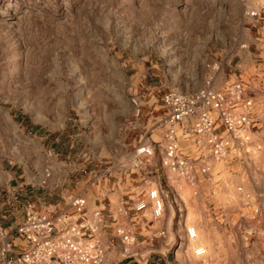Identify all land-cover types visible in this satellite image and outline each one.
Here are the masks:
<instances>
[{"label":"rangeland","instance_id":"374dc122","mask_svg":"<svg viewBox=\"0 0 264 264\" xmlns=\"http://www.w3.org/2000/svg\"><path fill=\"white\" fill-rule=\"evenodd\" d=\"M247 9L264 17V0H0V253L2 206L14 179L45 186L54 169L63 183L80 151L108 167L138 134L159 139L162 124L140 127L148 121L140 119V93L154 90L162 105L170 90L241 79L262 109L252 134L261 149L252 143L241 159L209 162L211 176L181 178L159 224L168 228L174 264H254L264 248L256 216L264 205V20L245 18ZM240 54L248 57L241 65ZM59 135L63 153L51 157ZM188 226L200 240L187 238ZM198 246L206 256L194 255Z\"/></svg>","mask_w":264,"mask_h":264},{"label":"built area","instance_id":"2783aa9c","mask_svg":"<svg viewBox=\"0 0 264 264\" xmlns=\"http://www.w3.org/2000/svg\"><path fill=\"white\" fill-rule=\"evenodd\" d=\"M244 15L258 21L262 13L247 9ZM249 92L248 84L240 79L220 89L207 85L194 91L165 93L166 114L160 120L165 128L163 137L160 141L139 144L133 153L132 168L141 170L158 155L164 169L195 182L199 175L211 176L215 171L209 162L220 164L229 158L241 159L251 152L256 123V100ZM133 103L138 106L135 99ZM186 146L191 149L189 153ZM133 208L139 213L150 208L152 218L158 220L165 212V198L159 188H151L134 201ZM68 209L77 216V221L66 222L67 212L53 215L52 208L39 211L31 205L25 206V218L13 230L26 246L13 256L11 243L4 241L0 264H102L106 252L97 238L104 222L102 210L95 208L88 214L87 202L79 196L70 198ZM116 233L122 242H134L133 236L123 228H118ZM197 234L195 226L186 227L189 240H196ZM193 253L204 257L207 249L198 246Z\"/></svg>","mask_w":264,"mask_h":264},{"label":"crops","instance_id":"0c3cea01","mask_svg":"<svg viewBox=\"0 0 264 264\" xmlns=\"http://www.w3.org/2000/svg\"><path fill=\"white\" fill-rule=\"evenodd\" d=\"M261 19L264 20L263 13ZM243 47L251 49L247 45H243ZM248 53H250V59L254 60L252 58L254 53L252 51ZM238 60L241 65V60H248V57L247 55L245 57L240 54ZM240 65L239 67H241ZM239 67L236 68L241 71ZM231 77L232 75H230ZM147 91L149 92L140 93L137 96L142 107L141 110L143 111L140 119L144 116L148 117L147 122L143 121L140 124V127L143 128H148L150 122H152V126L160 123V120L166 114L163 97L161 98L162 105H158L159 100L156 99L154 90ZM149 97L150 99H148ZM160 109H162V115L155 117ZM254 113L256 118L254 130L256 131L263 117L259 103L256 104ZM154 120L156 121L155 123ZM164 130L165 128H163V133L159 139H153V135H147L148 131L140 135L138 134L126 145L125 158L117 162H112L108 167H103L102 161H99L97 157H91L90 154L88 155L80 151L74 159L79 161V163L74 169L68 172L65 182H63L64 184L58 181L57 171L54 169L47 170L48 174L45 186L41 184H32L29 186V184L18 183L14 179L12 181L13 183L5 192V202L2 206L3 224L7 228L6 232H4L5 241L7 240L12 245L11 255L16 256L26 246V242L12 229V226L24 220L25 206L31 205L34 210L39 211L52 208L54 211L53 215L67 212L69 215L66 222L71 223L77 221L78 218L77 216H73L72 210L68 209L69 200L72 197L79 196L86 200L88 214L95 208L102 210L104 222L100 225L97 233V238L100 240L106 252L102 264H122L123 261H125L124 264H144L133 259L131 256L133 253L143 257L147 262L145 264H151V261L154 260V256L157 253L160 256L155 264H174L170 260L171 247L167 245V239H169L167 237L168 228L166 225L163 226L159 223L165 217L172 196L176 197L177 182L181 177L175 172L164 169L160 164L158 155L154 156L150 160V163L141 170H135L131 166L135 148L141 143L160 141L163 137ZM60 138L61 135L50 143V149L55 152L58 151V153L49 151L51 157L52 155L58 157L63 153L57 145ZM259 144L253 142V147L257 150V145ZM190 150V147L186 146V152L189 153ZM98 161L101 164L100 166H97ZM232 162L240 161L233 160ZM211 186V188H215L217 184ZM154 187L159 188L165 198V212L163 217L158 220L152 218L150 208L140 213L136 212L133 208L134 201L144 197L148 190ZM213 204V208L216 206L222 210L225 208L220 203ZM258 209H260V212L259 214L257 212L256 216L260 220L261 229L257 233L259 239L264 242V205L260 203ZM118 228H123L129 232L133 236L134 242L129 244L122 242L116 233ZM116 246L120 249L117 250ZM255 255L258 259L254 264H264V248Z\"/></svg>","mask_w":264,"mask_h":264},{"label":"bare ground","instance_id":"6f19581e","mask_svg":"<svg viewBox=\"0 0 264 264\" xmlns=\"http://www.w3.org/2000/svg\"><path fill=\"white\" fill-rule=\"evenodd\" d=\"M196 227V226H195ZM197 228V227H196ZM198 230V229H197ZM198 240H200V234H199V231H198V234H197V239L195 240V241H198ZM181 247V246H180ZM206 248V247H205ZM207 249V248H206ZM180 254V253H179ZM207 255V254H206ZM205 255V256H206ZM181 256V255H180Z\"/></svg>","mask_w":264,"mask_h":264}]
</instances>
